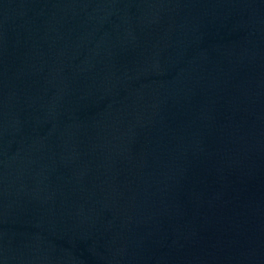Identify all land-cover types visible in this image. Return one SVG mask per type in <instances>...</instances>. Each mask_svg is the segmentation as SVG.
Wrapping results in <instances>:
<instances>
[{"label": "water", "instance_id": "95a60500", "mask_svg": "<svg viewBox=\"0 0 264 264\" xmlns=\"http://www.w3.org/2000/svg\"><path fill=\"white\" fill-rule=\"evenodd\" d=\"M0 264H264V0H0Z\"/></svg>", "mask_w": 264, "mask_h": 264}]
</instances>
